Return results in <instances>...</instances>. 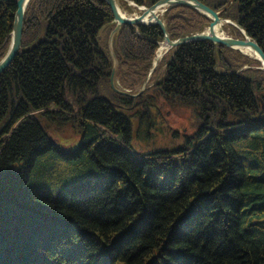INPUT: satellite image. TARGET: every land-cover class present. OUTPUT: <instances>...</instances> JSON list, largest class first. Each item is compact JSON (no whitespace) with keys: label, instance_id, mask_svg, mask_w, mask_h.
<instances>
[{"label":"trees","instance_id":"1","mask_svg":"<svg viewBox=\"0 0 264 264\" xmlns=\"http://www.w3.org/2000/svg\"><path fill=\"white\" fill-rule=\"evenodd\" d=\"M201 1L264 49V0ZM16 4L0 0V59ZM162 16L171 38L211 22L186 4ZM115 25L105 0L26 7L21 48L0 73V264H264L261 62L190 41L164 53L141 91L164 34L124 23L113 39L120 92ZM163 107L185 110L192 132L138 148ZM66 125L73 146L57 134Z\"/></svg>","mask_w":264,"mask_h":264},{"label":"water","instance_id":"2","mask_svg":"<svg viewBox=\"0 0 264 264\" xmlns=\"http://www.w3.org/2000/svg\"><path fill=\"white\" fill-rule=\"evenodd\" d=\"M29 1L30 0H17V4H16L17 7L14 13V21L11 31V39H10L9 47L5 55L0 59V73H2L6 69V67L13 61L15 56L18 54L19 49L21 48L22 34L24 27V15ZM105 1L111 6L114 14V21L116 22V25L111 30L108 39L109 48L114 59L113 70L110 79L112 86L120 92H125V91L120 90L115 85L114 76L118 66V59L114 51L113 39L116 32L120 29V27L124 23H130L135 25L158 24L161 27L164 34L163 40L160 42L159 46L156 49L155 58L150 73L146 78L141 91L146 87L151 72L158 64V61H156L157 50L162 43H166L167 45V49L165 50L166 52L171 47H175L177 45L186 42L202 40V39H210L216 44H224L226 46L239 49L243 53H246L250 56L257 58L261 62L260 68H262L264 71V49L261 47L259 42L256 39L252 38L239 23L235 22L230 18L223 17L221 15V10H216L201 0H157L150 6L139 5L134 0H105ZM122 1H127L128 4L137 8L139 10V13H133V14L123 13L120 8L121 7L120 4ZM178 4L189 5L209 16L211 18V22L209 23L208 27H206L202 31H196L194 33L179 36L177 38H171L170 33L166 28V23L162 15L167 8ZM160 10L161 12H159ZM225 22L232 23L236 25L238 28H240L241 31L244 33V37H237L233 35L224 34L222 25ZM217 25H219V30H217L216 27ZM244 48L249 49L254 54L251 55L245 52L243 50ZM263 118H264V114H263Z\"/></svg>","mask_w":264,"mask_h":264},{"label":"rangeland","instance_id":"3","mask_svg":"<svg viewBox=\"0 0 264 264\" xmlns=\"http://www.w3.org/2000/svg\"><path fill=\"white\" fill-rule=\"evenodd\" d=\"M121 8L126 14L139 13V10L137 8L133 11L127 10L124 6H121ZM228 25L229 23L227 22L222 25L223 32L224 34L232 35V29ZM163 111L164 114L160 117V122H158V124L156 125V127L160 128V130L151 128L153 132L152 134L154 135L152 139L146 140V138L142 134L140 136H136L135 144L138 148L145 150L150 147L152 148L158 145L172 144L177 142V140L179 141L180 138L175 139L173 137V129L178 130L180 134L192 132V122L185 110L177 111L169 109L167 107H163ZM57 134H59L62 142H71L72 146L76 144V140L79 137V135L69 125L60 128Z\"/></svg>","mask_w":264,"mask_h":264},{"label":"bare ground","instance_id":"4","mask_svg":"<svg viewBox=\"0 0 264 264\" xmlns=\"http://www.w3.org/2000/svg\"><path fill=\"white\" fill-rule=\"evenodd\" d=\"M120 5H121V4H120ZM120 8H121V7H120ZM121 10H122V8H121ZM122 12L125 13L123 10H122ZM159 12H161V10H160ZM216 27H217V30H219V25H217ZM166 49H167V45H166V43H162V44L160 45V47L158 48V50H157L156 61H159V59L163 56V54H164V52H165ZM243 50H244L245 52L251 54V55L254 54V53H253L252 51H250L249 49L244 48Z\"/></svg>","mask_w":264,"mask_h":264}]
</instances>
